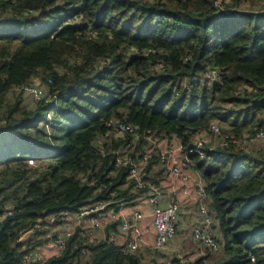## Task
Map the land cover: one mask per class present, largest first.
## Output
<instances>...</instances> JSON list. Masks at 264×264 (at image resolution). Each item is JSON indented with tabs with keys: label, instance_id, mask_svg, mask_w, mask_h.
Segmentation results:
<instances>
[{
	"label": "trees",
	"instance_id": "trees-1",
	"mask_svg": "<svg viewBox=\"0 0 264 264\" xmlns=\"http://www.w3.org/2000/svg\"><path fill=\"white\" fill-rule=\"evenodd\" d=\"M240 1L0 0V264H23L42 242L24 233L47 216L97 202L115 211L159 182L157 153L142 188L127 182L117 154L136 160L155 139L187 145L212 118L235 131L263 124L264 8ZM209 67L220 78H205ZM34 78L46 86L38 101L20 88L5 97ZM114 117L137 136L110 137ZM204 150L190 158L220 249L169 264H264V145ZM39 264L149 263L76 227L64 251Z\"/></svg>",
	"mask_w": 264,
	"mask_h": 264
},
{
	"label": "built area",
	"instance_id": "built-area-1",
	"mask_svg": "<svg viewBox=\"0 0 264 264\" xmlns=\"http://www.w3.org/2000/svg\"><path fill=\"white\" fill-rule=\"evenodd\" d=\"M230 0H214L215 6L222 7ZM240 6V5H239ZM242 7V6H241ZM249 8V7H245ZM254 9L264 8V1L253 7ZM222 70L219 67H209L204 71L205 78L217 79L220 78ZM20 88L23 96L28 104H33L45 95L46 86L44 83L33 81ZM264 93V87L262 89ZM263 124L253 128H243L240 131L232 130L230 126L223 129V124L218 118H212L206 129L196 132L195 139L190 140L192 145H182L180 141H175L174 144H167L162 149H148L136 160L130 159L126 154H117L115 159L117 164L129 163V171L127 182L132 183L136 188H142L145 185L143 174L145 175V166L148 158L152 153H157L159 162L164 167V172L167 175H172L175 179L187 189L189 185L193 187L192 200L194 201L199 221L191 229L192 239L199 245V252L204 254L206 251L217 252L220 249V244L217 240V234L213 228V217L207 202L205 193V182L198 173L191 176L189 170L192 166L191 155H195L197 159H204L205 142L208 141L206 134H210L214 139V143L207 146L208 149L215 147L228 148L231 145L239 150L249 151L257 150L264 145V114H261ZM107 124L111 126L114 133L118 136L124 134H132L137 136L138 131L133 123L123 119L114 117ZM176 158V161L174 160ZM27 162L33 163L32 158H28ZM192 182V184H191ZM138 203L132 205V209L120 217V230L125 234L124 241L120 244V249L123 253H133L139 249L140 245H144L147 251L157 252L163 251L168 242L173 238L176 232L178 203L175 198L170 197L167 201H163L160 193L159 184H147V190L138 197ZM105 202L91 203L79 207L74 211H61L60 218H54V215H49L47 218L56 220V222L39 221L36 222L34 228L27 232L31 234L32 239H41L51 237L50 245L53 250L49 254H45L41 250V245L37 244L30 248L21 257L23 264H39L46 261L49 257L57 256L66 248L69 238L73 235L74 228H78L79 237H94L96 229L101 225L100 212L105 209ZM147 211V212H146ZM99 212V213H98ZM95 216V214H97ZM150 215L152 223L153 237L148 243L143 239V231L138 221L145 214ZM51 216V217H50ZM114 216V215H113ZM112 216V217H113ZM87 217L86 225H83L82 218ZM81 251L86 253L85 248Z\"/></svg>",
	"mask_w": 264,
	"mask_h": 264
},
{
	"label": "crops",
	"instance_id": "crops-1",
	"mask_svg": "<svg viewBox=\"0 0 264 264\" xmlns=\"http://www.w3.org/2000/svg\"><path fill=\"white\" fill-rule=\"evenodd\" d=\"M151 141L153 143L151 144L150 148H147L146 150L151 149L152 147L161 146V144L166 145L169 142H175L177 141V139L171 137L170 140L155 139ZM174 160L176 161V158H174ZM158 167L159 165L157 163L156 166H153L152 169H150V171L148 172V175L151 176L154 169ZM189 172L191 176L197 175L199 173V171L192 166ZM146 174L147 173L145 172V175L143 176L144 177L143 179L145 182L147 180L150 181L148 177L145 179V176H148ZM158 181H159L158 184L160 186V193H161L162 200L167 201L170 197H173L176 199L178 203L176 232L173 238L168 242L166 248L163 251L150 252V251H147L144 245L142 244L139 246V249L137 250L136 253L140 256L141 261L150 262L151 264H154V263L169 264V262L174 257H179L180 259L184 260L185 258H190V257L200 255L201 253L199 252V248H198L199 245L192 239L191 234H190L192 227L199 221V215L197 213V208H196L194 201L192 200L193 187L189 185L188 188L185 189L175 179V177H173L172 175H167V173L165 172L160 173ZM138 197L135 198V201H134L135 203H133V205H136L138 203L137 202ZM132 208H133L132 204L125 205V206L120 205L118 209H116L115 211L112 208L104 209L103 211H101L99 215L100 216L99 218H101V225L100 227L96 229V234L94 235V237H90V239L99 240L103 237L109 236L110 239H113L116 243L121 244L124 241L125 234L121 232L120 227H119L120 217L123 214L129 212ZM98 213L95 214V216H97ZM59 218L60 216L57 218V220ZM115 219L118 222H116V225L113 226L110 223L114 222ZM53 220L55 219L53 218ZM86 221H87V217H83L81 223L83 225H86L87 224ZM53 222H56V220ZM138 224L142 228L143 239L145 243H148L149 240L153 237L150 215L148 213L145 214V216L140 221H138ZM215 233L217 234V232ZM41 240H42L40 244L41 250H43V252L46 255L51 253L52 250L54 249L53 246L50 245L51 237L41 238ZM190 244L192 246H189ZM207 252L209 251H206L204 254H206Z\"/></svg>",
	"mask_w": 264,
	"mask_h": 264
},
{
	"label": "rangeland",
	"instance_id": "rangeland-1",
	"mask_svg": "<svg viewBox=\"0 0 264 264\" xmlns=\"http://www.w3.org/2000/svg\"><path fill=\"white\" fill-rule=\"evenodd\" d=\"M262 0H241L240 2H239V4H240V6H242V7H251V8H253V7H255V6H257V5H259L260 4V2H261ZM33 81H39L37 78H34L33 79ZM40 82V81H39ZM40 83H42V82H40ZM16 91H18V90H16L15 88H12L8 93H7V95L5 96V97H7V99L8 98H13V96H15V93L14 92H16ZM22 97V96H21ZM23 99H24V101L26 102V100H25V97H23ZM222 124H223V129H226L228 126L225 124V123H223L222 122ZM108 133V135L110 136V137H113V138H117V137H119L118 135H116L113 131H110V132H107ZM206 136L208 137V141H206L205 142V145L206 146H208L209 144H213L214 142V139L211 137V135L210 134H206ZM195 137H196V135L193 137V139H195ZM102 141H104V137H99L98 139H97V141H96V143L98 144V143H100L101 144V142ZM153 143V142H152ZM174 143H176V142H174ZM174 143H172V142H169L168 144L169 145H171V144H174ZM167 145V144H166ZM166 145H164V144H161V146H158V147H156L157 149L159 148V149H162V148H164ZM152 149H155L154 147H152ZM49 151H51L52 150V148L51 149H48ZM46 151V150H45ZM125 151H128V150H125ZM120 152H122V151H120ZM124 153V152H123ZM35 163V162H34ZM207 198V197H206ZM45 219V221H47V222H51L52 220L50 219V218H44ZM215 222H216V220H215ZM31 236V234H29L28 232L26 233L25 232V234H24V238L25 237H30ZM189 246H192L191 244L189 245ZM191 248V247H190ZM137 252V251H136ZM213 254H215V253H213ZM193 257H190V258H187V259H192ZM146 263H149V264H151L150 262H146Z\"/></svg>",
	"mask_w": 264,
	"mask_h": 264
},
{
	"label": "water",
	"instance_id": "water-1",
	"mask_svg": "<svg viewBox=\"0 0 264 264\" xmlns=\"http://www.w3.org/2000/svg\"><path fill=\"white\" fill-rule=\"evenodd\" d=\"M190 145H192V143H189V144H188V146H190ZM143 176H144V174H143Z\"/></svg>",
	"mask_w": 264,
	"mask_h": 264
}]
</instances>
